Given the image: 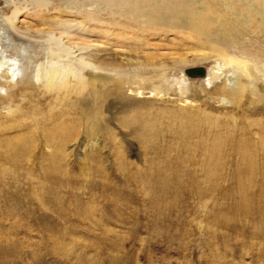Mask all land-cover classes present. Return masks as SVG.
Listing matches in <instances>:
<instances>
[{
	"label": "rangeland",
	"instance_id": "374dc122",
	"mask_svg": "<svg viewBox=\"0 0 264 264\" xmlns=\"http://www.w3.org/2000/svg\"><path fill=\"white\" fill-rule=\"evenodd\" d=\"M7 8L0 0V14ZM20 20L22 29L39 22ZM168 33L126 53L184 59L170 75L187 71L185 93L180 84L160 97L151 82L119 88L112 75L85 93H100L97 114L72 110L79 123L54 145L44 139L56 119L38 116L36 102L0 115V264H264V101L246 100L218 134L208 120L225 110L202 90L211 88L209 46ZM187 97L201 103L194 123L172 115Z\"/></svg>",
	"mask_w": 264,
	"mask_h": 264
},
{
	"label": "bare ground",
	"instance_id": "6f19581e",
	"mask_svg": "<svg viewBox=\"0 0 264 264\" xmlns=\"http://www.w3.org/2000/svg\"><path fill=\"white\" fill-rule=\"evenodd\" d=\"M5 1L12 11L0 14V99L8 98L0 105V115L18 112L25 98L36 102L38 116L56 119L53 130L46 131L48 145L58 144L57 136L79 123L72 110L80 106L83 115L97 114L94 102L100 93H85L89 87L106 85L112 75L119 88L151 82V91L159 96L180 84L185 93L187 71H179L182 79L170 75L184 59L170 57L169 65L167 59H156L160 54L147 52L141 58L126 53L154 49L150 39H162L168 32L209 46L213 65L206 68L203 81L211 88L202 90H207V105L225 110L224 117L208 120L218 134L229 129L231 113L246 100L264 101V0ZM22 15L38 17L37 26L22 29ZM111 51L121 52L123 60L111 58ZM183 102L172 115L194 123L201 117V103L188 97ZM99 130L97 120L88 121L90 137ZM259 132L264 139L263 125Z\"/></svg>",
	"mask_w": 264,
	"mask_h": 264
}]
</instances>
